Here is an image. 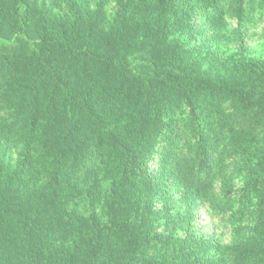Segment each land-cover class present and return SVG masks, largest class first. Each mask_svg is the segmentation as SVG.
Here are the masks:
<instances>
[{
    "label": "trees",
    "instance_id": "1",
    "mask_svg": "<svg viewBox=\"0 0 264 264\" xmlns=\"http://www.w3.org/2000/svg\"><path fill=\"white\" fill-rule=\"evenodd\" d=\"M245 1L226 7L239 14ZM224 3L114 0L108 16L107 0H0V39L12 41L0 45V264H227L204 258L205 241L153 235L149 195L162 188L148 173L160 142L163 166L183 145L208 178L223 154L210 124L219 114L221 126L245 129L233 140L251 171L241 192L258 199L252 235L222 249L228 264H264V181L252 179L263 155L248 150L264 128V62L239 57L220 81L189 64L200 31L193 10L215 22ZM227 98L232 113L215 111ZM183 107L181 132L174 113ZM100 172L113 181L105 222L69 208L81 196L95 208L97 181L84 189Z\"/></svg>",
    "mask_w": 264,
    "mask_h": 264
},
{
    "label": "rangeland",
    "instance_id": "2",
    "mask_svg": "<svg viewBox=\"0 0 264 264\" xmlns=\"http://www.w3.org/2000/svg\"><path fill=\"white\" fill-rule=\"evenodd\" d=\"M227 1L224 3L223 16L215 22L207 12L202 13L194 9L192 14L193 25L200 31L190 44L195 51L188 63L213 81H220L227 76L232 64L239 57L264 62V0H246L239 14L227 9ZM106 9L110 16L114 10V0H107ZM11 43L12 41L0 39V45ZM219 104L215 111L232 113L234 106L229 98L223 99ZM3 112L0 114L3 115ZM187 112L188 108L183 107L174 113L175 125L181 132V122L187 117ZM212 119V128L215 131L220 130L215 134L218 135L216 148L223 154L213 155L214 160L210 164L211 171L207 179H199L197 166L187 163L188 154L183 145L178 148L177 154L167 158L166 166H163V160L166 158L163 159L160 154L161 148L164 147L162 142L154 148L157 152L149 162L148 173L156 183L162 180V188L155 187L149 192L152 197L151 210L158 212V218L152 226V234L162 238L171 237L174 241L185 238L193 242L205 241L210 248L205 250L204 258H224L228 264L229 257L222 248L236 240L248 239L252 235L258 199L255 193L248 192L243 195L241 192L251 177V171L247 154L235 148L233 140L235 137L244 139L245 129L241 123L235 125L234 130L221 126L223 119L220 121V114ZM230 124L233 125L234 122ZM185 133L188 136L189 131ZM192 141L191 139V143ZM249 143V152L260 151L263 155L258 169L255 170L256 176L252 178L260 184L264 181L263 127L254 128ZM18 149L12 147L6 151L5 161L10 169L16 162ZM251 164L254 165L253 162ZM93 180L97 181L96 187L92 186L89 192L96 197L95 208L91 205L90 207L87 199L82 196L74 199L69 208H76L78 212L86 215L94 212L101 215L102 221L105 222L107 216L104 203L106 204L105 199L110 193L112 177L100 172L97 178L95 176L88 181L84 191L88 192ZM225 183L229 185V191L232 193L228 201L223 196Z\"/></svg>",
    "mask_w": 264,
    "mask_h": 264
}]
</instances>
